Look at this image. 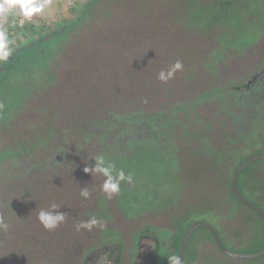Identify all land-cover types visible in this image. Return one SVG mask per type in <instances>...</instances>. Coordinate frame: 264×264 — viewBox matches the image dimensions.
<instances>
[{
  "label": "rangeland",
  "instance_id": "374dc122",
  "mask_svg": "<svg viewBox=\"0 0 264 264\" xmlns=\"http://www.w3.org/2000/svg\"><path fill=\"white\" fill-rule=\"evenodd\" d=\"M88 1L53 0L52 5L43 13L25 22L33 23L39 27L38 29L45 28L46 32L52 31L58 19L71 20L72 12L77 5ZM253 1L255 2L252 14L261 18L258 21L262 24L264 0ZM18 11V8L13 10V13L2 22L5 30L11 23L9 18L23 19ZM249 21L251 26L244 27V32L239 33L237 22H225V17L211 8L209 0L97 2L87 10L84 20L74 26L76 32L69 34L68 42L65 40V43L61 44L60 52L56 57L61 68L51 70V74L55 77L53 89L59 93V96L55 94L53 97V101L59 105L57 115L53 109L45 112L41 109L42 106L49 107L44 104L42 98L41 104L37 98H29L23 107L19 104L20 100L7 99L10 100L9 109L6 111L0 107V141H5L3 144L10 143L12 133L16 134L17 130L22 132L23 129V135H28L22 125L19 128L16 126L19 122H23L27 127L32 124L38 129L37 132H41L43 123L47 121L43 120L44 117L52 112V118L56 116L54 121L58 125L76 114L82 124L87 117L117 122L118 118L111 111L115 110L114 112L123 116L125 112L132 113L144 109L148 110L147 113L152 112L156 119L161 118L163 122L170 117L173 122L182 118L186 121L185 115L171 108L192 101L189 96L193 100L196 99V103L205 102L204 93L212 91L219 84L225 83L224 86L230 88L231 83L226 81L229 80L228 78L221 79L222 83L218 80L222 77V73L226 72L230 75V72L236 69L238 74L242 75L246 71L245 68L239 70L240 58L235 50L242 51V54H250L246 46L249 45V39L254 33L253 26L256 20ZM23 24L19 22V26ZM11 41L13 43L10 47L13 46L14 49L18 41ZM176 61L183 63V70L178 71L167 84L159 81L158 73L167 70ZM241 63H245V59H242ZM56 64L54 63L53 67ZM236 79L242 81V78ZM211 106L212 103L203 104L202 112ZM205 112L207 115L210 114L208 110ZM220 115L222 117L223 113ZM165 126L172 129L170 122ZM61 129L58 127V132ZM69 130H74V126H69ZM42 138L45 140L46 137ZM179 138L181 139L180 135ZM57 139L59 143L55 148ZM78 140L77 138L69 142L63 137L61 142L58 135L49 142L45 141L44 144L47 146L42 144L44 147H39L35 155L38 158H46L48 165H43L41 159H37V163L30 162L34 160L30 156V163H27L36 167H27L24 173L26 181L23 184L20 179L14 181L15 189L30 188L31 199L38 198L34 200L35 203L30 201V198L20 203V208L11 218L9 235L21 230L19 236H25L27 242H22L24 247H28L29 236L31 248L36 246V251L45 254L46 257V261L42 257L36 262L66 264L65 258L72 253L70 247L65 245L67 238L77 240L85 238L81 245L82 251L85 252L87 247L90 249L91 239L100 236V232L103 231L102 234L106 239L115 235L113 227L121 230L125 238L124 246L131 248V241L137 242L141 231L137 232L136 229L142 223V216H146L145 213H152L159 224L168 222L163 230L157 229L154 232V237L162 238L163 245L166 246L165 250H162L159 264H169V256H178L179 231L175 228L176 223H180L181 229L198 221L214 224L218 227L227 247L236 253L256 254L263 249L264 227L260 219L239 204L231 196L225 184H221L215 178L212 181L208 178L203 179L202 176H195L194 173H201L200 164H206V161L193 155L186 157V167L196 166L197 171H194L193 167L182 171L185 180L181 175L182 182H180L173 178L170 171H159L161 174L155 171L162 162L172 163V161L161 155L155 159L151 154H142L143 150H147V143L139 144L138 149L141 153L136 149L130 159H126L127 155L123 153L119 155L111 148L108 150L109 155H103L96 146L90 145L92 144L90 141L88 144L92 147L83 148L84 142L80 141L82 146L78 148ZM152 145L155 146L156 153H160L157 141H152L148 146ZM250 147L249 150L243 149L242 153H234V157L243 159L247 154L251 157L264 153V136L262 143L253 146L251 142ZM112 154L115 157H111ZM100 156L114 163L117 169L123 168L126 175L131 173L134 186L122 183L121 192L116 198L114 194L111 199L108 198L107 193L101 192L106 177L84 171L86 167H94L95 158ZM23 159L25 160V156ZM152 160V167L145 170L142 166ZM72 161L76 163H69ZM228 174L230 177V169ZM242 178L246 188L260 190V194L264 193V160L247 167ZM148 181H151V187ZM155 185L157 186L152 190ZM84 190L89 192L87 198L81 196ZM242 190L245 192L244 188ZM178 191L179 193L181 191V202L180 204L176 202L178 207L175 206L176 203L172 205L170 213V210L165 208L174 203ZM167 192L174 195L175 199H170V194L166 196ZM103 197L107 199L108 208L106 207V210L100 204L101 210L97 212L95 210L99 208L98 201ZM54 204L57 206L55 211L65 213V219L56 229L48 231L40 223L38 215L41 210L52 211ZM206 207H212V211L220 215L222 221L215 223L217 217L207 212ZM102 213L109 222H101ZM93 218L98 224L91 229V234L94 235L88 238V233L81 234V230L76 226L79 222H87ZM112 218L114 220L110 221ZM171 222L174 224L169 227ZM75 228L76 230H73ZM119 238L121 239L118 236L117 241L122 247ZM4 245L5 241L1 239L0 246ZM30 252H33V249ZM49 252H54L55 257ZM186 262L187 264H264V258L248 261L224 256L216 249L210 233L204 228H198L188 243Z\"/></svg>",
  "mask_w": 264,
  "mask_h": 264
},
{
  "label": "trees",
  "instance_id": "16d2710c",
  "mask_svg": "<svg viewBox=\"0 0 264 264\" xmlns=\"http://www.w3.org/2000/svg\"><path fill=\"white\" fill-rule=\"evenodd\" d=\"M209 1L211 8L219 11L221 16L225 17V22H237L236 25L239 26V33L244 32V27L251 26L248 21L249 17L247 18V16L253 12L252 9H254L253 4L255 1ZM97 2L103 3L104 0H89L81 5L77 3V8L72 12L73 18L71 20L58 19L56 24L53 25L55 26L53 30L48 32L44 31L45 28L38 29V26L33 23L30 24L29 22H24L22 26H19V22L22 19L9 18L12 24H9V22L7 23L9 26H6V32L10 40L18 41V45L16 46L18 48L14 47V49H12V46V55L8 62H0V107L2 109L6 111L9 109L10 100L7 99H18L21 101L20 103L14 101L13 103H19L23 107L24 103L27 102L29 98L35 97L40 104L42 98L44 104L49 106L41 107L44 112L53 109V112L55 111L57 115L59 111L57 106L59 105L57 102L53 101V97L55 94L59 96V93L53 89L55 77L51 74V70L54 68H61L60 62L56 60L60 52L59 48L61 44H64L65 40L68 42L69 34L76 32L74 26L84 20L87 15V10L91 8V5H96ZM254 26H261V22L257 20ZM238 40L241 41L239 38ZM247 47H249V45H247L246 48ZM238 52L241 53L242 51ZM54 63H57L55 67H53ZM261 76H264L263 73L259 75V79H262ZM229 82L231 83V88H223L220 87L219 84L217 88L204 93L205 102L198 101L196 103V99L193 100L192 97L189 96L192 101H188L182 106L176 105V107L171 108V110L181 112L185 115L186 121L182 118L173 122L172 117H170L164 122L161 118L160 121L156 122L154 114L152 112L147 113L146 111L148 110L144 109L134 112L131 111L132 113L125 112L123 116H120L118 112H114L115 110L111 111L116 115V118H118L117 122H108L102 118H92V121V119L87 117L85 123L82 124V121L78 120L76 114L70 116L68 121L60 125L54 121L56 116L52 118V112L48 114L47 117H44L43 120L47 121L43 123V130L41 132H37L38 129L33 127L32 124H29L27 127L23 122L16 123L18 128L22 125L29 134L24 136L22 133L23 129L22 132L17 130L16 134L12 133L10 143L3 144L5 141H0V218H2V215L7 210H9L8 215L12 218L14 213L20 208L19 205L21 202H25L29 198L30 201L34 202V200L38 198L34 197L33 200L31 199L32 192L30 188L26 189L25 187H19L15 189L14 181L20 179L23 184V182L26 181L24 173L27 167H36V165L27 163L30 160V156L34 159L30 162L35 161L37 163V159H41L43 165H48L46 158L42 159L36 157L35 152H37L42 144L47 146L44 144L46 143L45 141L49 142L58 135L61 142L63 137L69 142L78 138V148L82 146V142L80 141H83V148L96 146L103 155H109L110 153L108 150L111 148L119 155H121V153L127 155L125 156L126 159H130L132 153L137 151L136 149H138L140 143H147V150H143L142 154H151L155 159H158V156L161 155L165 157V159L172 161V163L162 162L155 171L158 172V174H161L159 171H170L173 174V178L180 182H182L180 176L184 174L182 171H187L189 167H193L191 165L186 167L185 158L193 155L198 159L206 161V164H200L201 173H194L195 176H202L203 179L208 178L212 181L214 178L217 179L221 184H225L231 196L238 202L232 193V176L238 166L242 164L249 155L247 154L245 158L240 159V157H234V153H242L245 149H251V142L253 146L262 143L264 136V116L256 115L255 111L251 109L245 111V104H243L241 98L243 97L245 100L250 97V94L243 89L242 81L234 79ZM36 94L39 95L35 96ZM205 103H212L213 106L208 107L209 109L202 112V105ZM258 103L260 105L261 102L259 101ZM235 106H238L236 108V113L232 109V107ZM131 107L132 106H130V108ZM207 110L210 113L208 115L205 112ZM221 113H223L222 117L220 115ZM146 115L148 117H146ZM123 117L126 118L123 119ZM168 122H170L172 129L165 126V124L168 125ZM69 126H74V130H69ZM58 127L60 129L62 127L59 132ZM147 127L150 128L148 129ZM152 129L156 130L155 136L151 133ZM42 137H46L45 140H43ZM67 137H69V139H67ZM89 141L92 143L90 144L92 146L88 144ZM152 141H157L160 153H156L155 146H148ZM58 143L59 141L57 139L55 148ZM138 151L141 153L139 149ZM146 154L145 156L147 157ZM23 156H25V160ZM111 157H115V155L112 154ZM69 163L75 164L76 162L72 161ZM152 164L153 160L142 167L147 170L149 167H152ZM193 169L197 171L196 166H194ZM229 169L231 170L230 177L228 174ZM245 170H247V168ZM243 173L239 179L240 191L249 201L264 211L262 207L264 206V193L262 192V194H260V190H252L249 187L246 188V183L242 178ZM183 179L185 180L184 175ZM150 182L151 181H148V185L151 187ZM156 186L157 185H155L152 190H154ZM242 188L245 189V192ZM180 193L178 191L177 203L179 204L181 202ZM100 204L106 206L107 199L104 197L103 200L100 201ZM223 205H225V203H223ZM205 209H208L207 212L209 213L213 212L212 207H206ZM95 211L100 212V209L98 208V210ZM190 214H195V212H190ZM217 216L215 223L222 221V217L220 215ZM2 219L4 223L8 225V233L0 230V241L1 239L5 241V248L0 250L2 251L0 252V263L14 264L18 261L19 257L21 261V253L17 252L18 247L14 246L16 244H10L11 235H9V229L12 223L11 219L10 222H7L5 218ZM103 221H105V223L109 222L102 213L101 222ZM80 224L81 222L77 224L76 228H78ZM211 225L218 230L217 226L214 224ZM189 227L190 226L181 229L180 223H176L175 228L179 231L177 251ZM79 229L82 232L81 234L86 235V233H88V238H91L93 235V233L91 234V230L85 228ZM67 239L65 245L70 247L71 245L69 242L71 239ZM84 240L85 238L83 240H77V242L81 244ZM116 248H119V252H121L122 247L120 245ZM35 250H37V248H35ZM32 253L33 252H29L31 261L36 262V257ZM40 257L37 256L38 259ZM117 261H119V259Z\"/></svg>",
  "mask_w": 264,
  "mask_h": 264
},
{
  "label": "flooded vegetation",
  "instance_id": "af4514ba",
  "mask_svg": "<svg viewBox=\"0 0 264 264\" xmlns=\"http://www.w3.org/2000/svg\"><path fill=\"white\" fill-rule=\"evenodd\" d=\"M248 17H249V20L251 19H254L256 21L261 20V18L257 17L256 15L252 13L248 15L247 18ZM256 21H254V24H256ZM253 30H254V33L251 39H249L250 43H249V47H247V51H250V54L248 53L242 54V53H239L238 50H235V53L236 54L238 53V57L240 58V62L238 65L239 70L245 68L244 70L246 71H244L242 75L238 74V71L236 69L230 72V75L229 73L224 72L222 73V77L218 80L221 81L222 83L221 79L225 77L229 79V80H226L227 82L234 80L236 78H242V84H243L242 87L243 89L247 91V93L249 92L250 94V97L245 100L243 99V97L241 98V100H243V104H245V111L251 109L255 111L256 115L264 116V111H263L264 110V76H261L262 79H259V75H262V73H264V70H263L264 69V23H262L261 26H253ZM242 59H245V63H241ZM223 84L225 85V83H222L220 84V87L224 88L225 86H223ZM259 101L261 102L260 105L258 103ZM237 107L238 106L232 107L235 113H236ZM158 121H160V118L156 119V122ZM147 128L149 129L150 127H147ZM151 133H153L154 134L153 136H155L156 130L152 129ZM133 186H134V183H133ZM101 192H103V190ZM169 194L170 193L167 192L166 196H168ZM116 197L117 195L115 196V198ZM103 198L99 199L98 205H100V201L103 200ZM170 199H175V196L170 194ZM177 200L178 199L176 195V199L174 200V203H176ZM0 207H1V203H0ZM103 207H105L106 209V207L108 208V205L103 206ZM99 209H100V206H99ZM115 209H116V206H115ZM171 209H172V204L165 208V210H171ZM8 213H9V210L5 211V213L2 215V218H5L7 222H10L11 217L8 215ZM212 214L215 217H218L215 213L212 212ZM144 215L146 216H142L143 217L142 223L136 229L137 232L139 231L141 232L138 234L136 243H134L133 240L131 241L132 242L131 248H126L124 246L125 238L122 236L121 230L117 227H113V229L115 230V235H111L108 239H106L104 238L105 235L102 234L103 231L100 232L99 234L100 236H97V237L94 236V239H91L89 243L90 249H88L87 247L85 252L84 250L82 251V247H81L83 242L79 244L76 238H72L71 241L69 242L71 245L70 249L72 253H70L69 256L65 258L66 264H159L161 255H162V250H165L166 246L163 245L162 238L158 239L154 237V232L157 229L163 230L165 228V224L168 222H165V223L162 222L159 224L156 221V217L153 216L152 213L151 214L145 213ZM113 220L114 219L112 218L111 221ZM172 224L173 222L169 224V227L172 226ZM73 230H76V228ZM20 233H21V230L11 235L10 244L11 245L16 244L18 247L17 252L21 253L20 254L21 261L19 257L18 261L15 262L14 264H47L46 262H32L31 261L30 254H29L31 249H33L32 254L36 257V260L38 259L37 256L39 257L42 256L44 257L46 261V257L44 254L37 252L35 250L36 246L31 248L32 244L30 245L29 236H28V247L22 246V242H26V239H25V236L20 237L19 236ZM115 236L117 237L114 238ZM118 236L121 237V239L119 238V240H121L123 244L121 252H119V248H116L117 246L120 245V243H118L117 241ZM220 236L222 235L220 234ZM210 238L212 242L214 243L216 249H218L211 235H210ZM95 242L97 243L96 245L94 244ZM224 244L226 245V243ZM4 248L5 246L0 247V250H3ZM219 252L221 253V251ZM49 254L55 257L54 252H49ZM118 259L119 261H117ZM0 264H10V263L1 262ZM58 264H63V263H58Z\"/></svg>",
  "mask_w": 264,
  "mask_h": 264
},
{
  "label": "clouds",
  "instance_id": "9594fccd",
  "mask_svg": "<svg viewBox=\"0 0 264 264\" xmlns=\"http://www.w3.org/2000/svg\"><path fill=\"white\" fill-rule=\"evenodd\" d=\"M53 3V0H0V62L7 63L10 56L12 55V49L10 45L13 43L9 39L8 33L3 27V21L7 19L13 10L18 8V14L23 17L20 21L23 24L25 21H31L32 18L43 13ZM183 63L176 61L167 70H161L158 73L157 79L164 84L173 79L178 71L183 70ZM86 173L101 174L106 177L103 183L102 190L107 193L108 198L111 199L113 195H118L121 192L122 183L133 184V176L131 173L125 174L123 168L117 169L115 164L106 161L105 157L100 156L95 158L94 167H86L84 169ZM81 196L87 198L89 192L84 190L81 192ZM57 206L52 205V211L41 210L38 215V219L42 226L52 231L56 229L65 219V213L55 211ZM98 221L93 218L87 222H83L78 226L79 228H85L91 230L94 226H97ZM8 225L4 223L3 219L0 218V230L7 232ZM169 264H181V258L178 256H169Z\"/></svg>",
  "mask_w": 264,
  "mask_h": 264
},
{
  "label": "water",
  "instance_id": "95a60500",
  "mask_svg": "<svg viewBox=\"0 0 264 264\" xmlns=\"http://www.w3.org/2000/svg\"><path fill=\"white\" fill-rule=\"evenodd\" d=\"M264 75V73H263ZM264 160V153H260L254 156H251L247 158L242 164L238 166V168L235 170L233 176H232V181H231V188H232V193L234 197L238 200L240 204L245 206L247 209L252 211L263 223L264 225V211L259 208L257 205L249 201L243 193L240 191L239 188V179L241 177V174L244 172V170L249 167L251 164ZM198 228H204L206 229L210 235L212 236L217 248L219 251H221L222 254H224L227 257L238 259V260H248V261H255V260H260L264 258V248L256 253V254H240L236 253L232 250H230L222 241L221 236L219 232L216 230V228L211 225L208 222L204 221H198L192 224L184 234L179 248H178V257L181 258V264H186V253H187V247L188 243L195 233V231Z\"/></svg>",
  "mask_w": 264,
  "mask_h": 264
},
{
  "label": "crops",
  "instance_id": "0c3cea01",
  "mask_svg": "<svg viewBox=\"0 0 264 264\" xmlns=\"http://www.w3.org/2000/svg\"><path fill=\"white\" fill-rule=\"evenodd\" d=\"M174 204H175V203H173L172 205H174ZM175 206L178 207V206H177V203L175 204ZM171 212H172V211L170 210V213H171Z\"/></svg>",
  "mask_w": 264,
  "mask_h": 264
}]
</instances>
